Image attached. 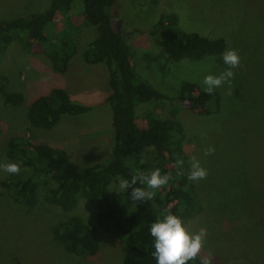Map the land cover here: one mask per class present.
<instances>
[{"label": "rangeland", "instance_id": "374dc122", "mask_svg": "<svg viewBox=\"0 0 264 264\" xmlns=\"http://www.w3.org/2000/svg\"><path fill=\"white\" fill-rule=\"evenodd\" d=\"M46 1L0 0V17L31 14ZM79 9L80 2L75 0L66 14L79 28V50L63 73L55 71L45 54L62 27L58 14L48 26L46 39L30 45L13 40L1 55L0 163L7 162L6 139L20 132L64 149L77 168L108 157L112 131L110 110L104 101L108 93L106 72L103 64L88 63L82 57L92 31L80 25ZM160 14H174L176 20L169 27L177 37L195 33L208 39L221 38L223 50L199 58L170 60L165 48L156 45L148 33ZM113 15L125 33L134 72L166 97L176 95L185 83L204 90V76L219 75L227 67L221 54L228 49L238 51L241 60L233 69L231 86L225 83L214 90L218 107L208 105L198 112L179 106L176 112L165 107L159 110L161 118L173 115L183 130L187 174L193 156L208 170L206 179L190 181L200 210L185 218L183 224L190 232L207 229L202 255L210 253L212 264H244L246 247L256 241L264 246V0H116ZM55 86L91 109L83 114H65L48 130L30 131L26 120L30 100ZM9 91L19 93L22 103L6 106L4 93ZM156 103L134 105L137 125H144L148 109L159 111ZM166 104L169 108L173 105L172 101ZM210 146L215 152L205 156L204 150ZM6 175L0 171V181ZM115 188L120 190L119 179ZM232 190L234 203L223 214L221 195ZM94 213V204L86 199L79 198L73 208L64 210L47 202L42 190L34 206L27 208L16 204L0 186V264H120L123 241L111 232L100 233L99 249L92 257L67 252L55 238L54 227L61 220L71 215L92 220ZM239 246L245 247L242 253Z\"/></svg>", "mask_w": 264, "mask_h": 264}, {"label": "trees", "instance_id": "16d2710c", "mask_svg": "<svg viewBox=\"0 0 264 264\" xmlns=\"http://www.w3.org/2000/svg\"><path fill=\"white\" fill-rule=\"evenodd\" d=\"M74 1L47 0L43 8L31 14L0 17V57L13 40L30 45L46 39L48 26L58 14L62 27L49 42L45 54L53 62L55 71L63 73L79 50V28L68 21L66 15ZM78 1L80 25L92 31L91 39L83 46L82 57L88 63L103 64L106 72L108 93L104 101L110 110L112 131L109 155L105 160L77 168L64 149L35 141L22 132L15 133L6 139L4 155L7 162L20 163L21 171L19 175L7 174L0 186L7 189L16 204L27 208L34 206L40 190L47 202L64 210L73 208L79 198L93 203L92 220L71 215L54 227L55 238L67 252L94 256L99 249L100 233L104 231L123 241L120 264H156L152 256L151 224L165 209L182 221L200 210L196 192L187 179L183 130L173 115L161 118L159 109L165 107L176 112L179 106L198 112L208 105L218 107L219 98L217 93L207 94L193 83L179 86L172 97L158 92L149 81L134 72L125 33L121 29L117 31L115 26L113 6L116 0ZM175 20L174 14H160L148 31L155 44L165 48L170 60L199 58L223 50L221 38L208 39L195 33L183 39L177 37L169 27ZM4 94L6 106L13 108L22 103L19 93L9 91ZM150 101H157L154 107L159 111H145V123L140 127L136 124L134 105ZM169 101L173 103L170 108L166 104ZM90 109L89 105L71 100L63 88L55 86L30 100L26 120L30 131L41 132L53 127L65 114H83ZM178 159L183 160L180 167L176 165ZM157 168L161 174L171 173L172 179L163 188L150 190L155 193L151 200L133 201L131 189L115 188L118 178L130 181L138 172L150 173ZM135 186L146 188L139 182ZM234 191L220 194L223 196V214L234 203ZM253 243L246 247L244 264H264V246L260 247L259 241ZM244 248L238 247L241 253ZM188 264H200V258Z\"/></svg>", "mask_w": 264, "mask_h": 264}, {"label": "clouds", "instance_id": "9594fccd", "mask_svg": "<svg viewBox=\"0 0 264 264\" xmlns=\"http://www.w3.org/2000/svg\"><path fill=\"white\" fill-rule=\"evenodd\" d=\"M221 60L227 67L219 75L208 74L201 81L204 91L212 94L216 88L227 83L231 86L232 79L235 76L233 69L240 65L241 57L237 50L228 49L221 54ZM215 152L214 147H207L204 155L208 156ZM183 164V160L176 161L177 167ZM190 171L187 179L189 181H199L206 179L208 170L201 165L196 156L190 159ZM0 171L9 175H19L21 171L20 163L5 162L0 163ZM183 173H178L182 175ZM119 179V189L126 191L131 189L130 196L133 201L151 200L154 197V191L168 185L172 179L171 173L161 174L159 168L150 173L138 172L132 175L131 180ZM146 185L145 187H136L137 183ZM150 234L154 238V251L152 256L156 264H188L189 261L200 258V264H212L211 254L202 255L204 252L207 229L201 227L198 232H190L183 224L180 217L172 214L165 209L162 216L158 217L150 226Z\"/></svg>", "mask_w": 264, "mask_h": 264}, {"label": "water", "instance_id": "95a60500", "mask_svg": "<svg viewBox=\"0 0 264 264\" xmlns=\"http://www.w3.org/2000/svg\"><path fill=\"white\" fill-rule=\"evenodd\" d=\"M115 26H116V29H117V31H118V30H119L118 21H115Z\"/></svg>", "mask_w": 264, "mask_h": 264}]
</instances>
